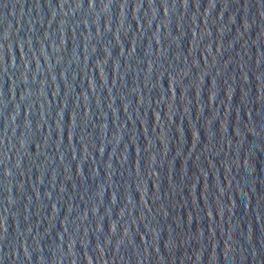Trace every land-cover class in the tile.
<instances>
[{
  "label": "water",
  "instance_id": "water-1",
  "mask_svg": "<svg viewBox=\"0 0 264 264\" xmlns=\"http://www.w3.org/2000/svg\"><path fill=\"white\" fill-rule=\"evenodd\" d=\"M0 264H264V0H0Z\"/></svg>",
  "mask_w": 264,
  "mask_h": 264
}]
</instances>
